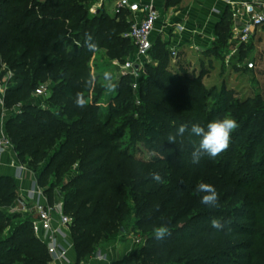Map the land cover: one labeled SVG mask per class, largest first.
Here are the masks:
<instances>
[{
    "label": "trees",
    "instance_id": "16d2710c",
    "mask_svg": "<svg viewBox=\"0 0 264 264\" xmlns=\"http://www.w3.org/2000/svg\"><path fill=\"white\" fill-rule=\"evenodd\" d=\"M86 1L90 0H0V78L5 74L3 63L14 71L5 107L21 103L22 108L8 118L6 133L20 161L33 167L50 204L55 197L62 200L63 213L72 218L78 261L130 229L151 227L142 234L147 244L141 251L134 248L113 264H132L140 257L141 264H264V184L243 182L236 170H230L235 165L247 177L264 164V149H257L264 140L263 98L234 100L233 92L223 86L216 105L224 103V109L217 117L214 109H206L212 90L203 83L208 74L204 61L199 75L191 73V62L181 56L174 61L168 43L158 39L151 52L156 65L145 64L148 76L140 78L139 92H150V98L142 97L136 106L132 93L126 94L130 76L111 82L116 87L109 91L89 65L97 51L120 61L131 56L133 44L125 36L131 23L123 11L110 16L101 8L91 14ZM231 24L227 9L206 57L220 56L231 37ZM89 35L93 50L86 45ZM244 52L242 48L240 55ZM46 81L51 82V95L45 100L48 107H41L33 102V92ZM106 93L103 114L99 99ZM78 94L85 100L83 108L76 106ZM227 111L239 127L228 150L215 159L205 155L192 163L193 140L198 138L189 132L177 137V144L166 140L181 124L189 130L194 123L206 126ZM117 112L127 117L118 122ZM2 113L0 107V118ZM127 130L133 138L139 135L138 141L155 153L153 159H137L120 148ZM238 155L244 159L239 161ZM76 161V174L65 181L68 167ZM154 172L163 183L152 180ZM55 181L62 182L58 194ZM199 182L215 187L218 208L201 204L195 191ZM17 197L14 179L0 177V264H50L31 218L3 234L12 221L3 210ZM213 218L227 222L225 228L213 229ZM160 225L169 228L168 240L150 248L156 243L153 229Z\"/></svg>",
    "mask_w": 264,
    "mask_h": 264
},
{
    "label": "rangeland",
    "instance_id": "374dc122",
    "mask_svg": "<svg viewBox=\"0 0 264 264\" xmlns=\"http://www.w3.org/2000/svg\"><path fill=\"white\" fill-rule=\"evenodd\" d=\"M111 1L112 0H90V1H86L85 3L87 4V7L90 13L95 14L98 9L103 8L102 3H105L106 4L105 6L108 7L109 2ZM114 6H115L113 7L114 11H110V13H108L110 16H113L116 14L115 13L116 12L115 10L117 9L116 0H115ZM123 15L126 17L127 20L130 19V14L126 10H123ZM237 48H238L237 40H235L232 35V40L231 38L228 40L226 46L223 48V50H221L219 57H215L211 61L204 62L205 69L207 70L208 74L204 77L203 83L208 90L210 91L212 90L211 96H209L208 101L206 103L207 104L206 109L207 111L214 109L215 114H217V117H219L220 114H222V111L220 110L224 109V103H221V105H216V101L217 99H219V96L222 93L223 86L230 92H233L234 100L236 99L245 100L247 98H254L256 96H261L264 100V40L256 41L255 43H251L250 45L245 46L246 50L242 54V56H244L243 60L240 59V57L242 56L240 55L241 53L239 52ZM236 50L238 51L236 52ZM256 53H258L255 59L256 68L249 69L246 65L250 61L249 57L251 56V54L255 55ZM129 57H124L123 61H120L117 59H109L108 57H106L104 51H97L94 54V56L90 59L89 65L92 69V73L100 77L99 82L102 85H105V84H108L109 82H117L121 80L122 66L129 59ZM0 58H1V55H0ZM190 62H191V67L189 68V71L191 73L195 71L199 75L200 69H201L200 60L195 57V60L194 61L190 60ZM146 64L156 65V62L152 59L151 55L147 59ZM3 72L5 74L2 78H0V83L6 84V86H8V84L11 82L12 78L14 77V71L5 62L3 63L2 68H1V73L3 74ZM148 73H149L148 67H144L142 71V75L147 77ZM50 84H51L50 81H46L44 83H41L37 88H39L42 85L50 88ZM130 86H131V90L127 91L126 94L132 93L133 101L136 104V106L141 105V103L138 104V101L142 102L141 101L142 97L150 98V92H146L142 94L139 91H136L134 87L132 86V81L130 82ZM35 92L36 90L33 92V96ZM112 95H115V92H112ZM107 97L108 95L106 93V94H103L102 97L99 99L100 112L103 114H106L107 112V106H108ZM47 98L48 97L41 99L39 97L34 96L33 102H35L36 104L37 103L45 104L44 107H46L47 104L45 103V100ZM130 101L131 100H129V102ZM132 106L134 107V104H132ZM1 108L3 112V107ZM12 109H13V114H17L22 109L21 103L12 107ZM224 114H225L223 115L224 117L230 116L229 115L230 111L224 112ZM115 116L116 118H118V122L123 121L124 118L127 117V115H124L120 112H117ZM1 121H2V116L0 118V124H1ZM137 137H139L138 134H137ZM137 137L133 138L130 135V131L127 130L125 132V135L122 136L121 138L120 148L124 150H128L129 153L134 154L137 159H141L145 161H149L153 159V157L155 156V153L153 154L149 152V150L144 147L143 143L138 141ZM259 148L264 149V140H262L260 145L257 147V149ZM255 156H258V154ZM237 157H239V161L244 159L242 155H238ZM26 165L28 166V164ZM28 168L32 170L33 167L28 166ZM68 168H70V170L67 172V174L64 177L65 181H68L76 174L79 168L78 161L71 164L70 167ZM238 168L239 167L235 165L230 167V170L237 171V173L235 172L237 174L236 178L241 177L243 182H248V184H255V185L264 184V164L259 167L260 171L253 170L249 173L247 177L246 175L243 174V170L241 169V171H239ZM49 181H51V179ZM61 184L62 182L60 183L59 181L57 182L55 181V188H54L55 194H58L59 192L58 187ZM46 186H49V182L47 183ZM41 187L42 189L44 188V186H41ZM226 191H228V189H225V192ZM56 201H58L57 197H55L54 203H56ZM16 203L19 205L18 197L15 200V202L9 206V208L3 210L7 215L12 217L11 223L8 225V227L3 232V234L5 235H9L10 232L13 231V229L16 228V226H18L21 223V220H24L25 218H31L30 216L28 215L25 216L23 213L19 212L18 209H16L17 208ZM150 229L151 227L145 228V230L143 228L140 230L130 229L128 233L120 234L116 242L114 243L113 242H109V243L103 242L102 244H105V246H110L113 244L117 246L118 248L119 247L122 248L123 246H126L129 243H132L133 249L136 248L137 250L141 251V247L147 244V239L145 236L142 237V234L149 232ZM242 238H246V236ZM138 239H140L141 241L139 244L136 243ZM165 240H168V237H164L162 240L156 239L155 240L156 243L154 244V246H151L150 248H154L158 244L161 245ZM132 250L129 251L126 257L131 254ZM143 254H145L144 251H143ZM142 261H143V258L140 257L139 259L135 258V260L134 261L132 260L131 263L135 264L136 262V264H141Z\"/></svg>",
    "mask_w": 264,
    "mask_h": 264
},
{
    "label": "crops",
    "instance_id": "0c3cea01",
    "mask_svg": "<svg viewBox=\"0 0 264 264\" xmlns=\"http://www.w3.org/2000/svg\"><path fill=\"white\" fill-rule=\"evenodd\" d=\"M141 4H154L161 12V17L156 25L155 41L161 39L168 43L169 49H175L178 52V58L185 57L189 61H194L195 57L202 61H211L215 56L206 57V51L210 49L216 41L217 25L222 21L223 15L231 5L228 3L241 2H264V0H137ZM102 3V2H101ZM100 3V5H101ZM102 3V7L107 13L114 11L115 0L109 2L108 7ZM110 9V10H109ZM114 16V15H113ZM141 18L142 14H136ZM233 24V23H232ZM231 24V25H232ZM240 24V23H238ZM232 28V27H231ZM232 33V30H231ZM231 34V40H232ZM264 40V26L257 29L247 43L239 47V52L245 46ZM258 53L251 54L249 59L255 61ZM244 58V57H243ZM6 84L0 83V99L5 98ZM8 109V108H6ZM13 114V109H8L4 123L0 124V131L6 133V122ZM12 177L18 188V202L28 200L31 205L40 203H49V197L44 188L38 184L35 173L28 168L26 163H22L18 157L14 146H10L5 151L0 152V177ZM56 213L54 226L59 228V242L66 251V261L64 264H113L117 260H122L133 249V244L129 243L122 248L115 245L105 246L100 244L98 250L90 257L78 261V254L74 244V239L69 225L63 227L60 225V217L63 213V202L58 199L56 203ZM51 204V205H53ZM18 207V204L16 203ZM27 216L28 214H24ZM31 217L33 226L34 215ZM37 235V234H36ZM40 234L38 237H42ZM120 254V255H119ZM120 256V257H119Z\"/></svg>",
    "mask_w": 264,
    "mask_h": 264
},
{
    "label": "built area",
    "instance_id": "2783aa9c",
    "mask_svg": "<svg viewBox=\"0 0 264 264\" xmlns=\"http://www.w3.org/2000/svg\"><path fill=\"white\" fill-rule=\"evenodd\" d=\"M117 9L116 14L120 11L126 10L130 14L129 22L131 23L129 31L125 34L131 39L133 44V52L129 59L122 66V75L130 76L132 78V86L136 91L140 90V78L145 67L147 59L150 57L154 43L156 25L161 17V12L154 4H141L137 0H116ZM228 3L231 5V19H232V34L233 38L237 40L238 50L244 44H247L253 37L255 31L264 26V2H241ZM141 13L142 17L137 18L136 14ZM240 23V24H238ZM236 50V52L238 51ZM172 57L176 61L178 52L171 49ZM135 64L140 65V69H135ZM240 65V64H239ZM249 69H255L256 63L253 59L246 64ZM51 91L46 86H40L36 89L35 97L44 99L49 97ZM141 102L138 101V104ZM37 105L44 107L45 104ZM0 106L3 107L2 122L4 123L6 112L4 98L0 99ZM10 146H13L7 133L0 131V152L5 151ZM23 214L34 215L33 229L39 236L43 234L40 239L46 245L50 255V264H64L66 261V251L61 247L59 242V228L54 226V219L56 213V206L49 203L37 202L31 205L28 200L19 201L16 208ZM60 225L68 227L72 223V218L68 215L62 214L60 217ZM141 241H136L139 244Z\"/></svg>",
    "mask_w": 264,
    "mask_h": 264
},
{
    "label": "clouds",
    "instance_id": "9594fccd",
    "mask_svg": "<svg viewBox=\"0 0 264 264\" xmlns=\"http://www.w3.org/2000/svg\"><path fill=\"white\" fill-rule=\"evenodd\" d=\"M91 40L92 37L89 35L86 40V45L90 50H93L95 44L89 43ZM88 83L91 84L92 81L89 80ZM106 87L109 91H112L115 89L116 85L109 82ZM75 103L77 107H85V100L79 94L77 95ZM238 127L239 125L234 118L225 116L208 122L206 126L194 123L191 125L190 130L186 124H181L174 134H169L167 136L166 140L169 143L177 144V137H184L186 132H189L190 136L198 138L197 140H193V150L191 152L192 163L198 164L202 156L206 155L210 159H215L227 151L231 144L232 133ZM151 178L157 183H163V179L158 172L151 173ZM195 191L197 194H200L201 204L213 209L220 206L219 194L212 184L199 182L196 185ZM226 223L227 222L217 218L210 220L211 227L218 231L223 230ZM169 234L170 230L166 225H160L153 229V235L157 240H162Z\"/></svg>",
    "mask_w": 264,
    "mask_h": 264
},
{
    "label": "water",
    "instance_id": "95a60500",
    "mask_svg": "<svg viewBox=\"0 0 264 264\" xmlns=\"http://www.w3.org/2000/svg\"><path fill=\"white\" fill-rule=\"evenodd\" d=\"M135 69L139 70L140 69V65L139 64H135Z\"/></svg>",
    "mask_w": 264,
    "mask_h": 264
}]
</instances>
